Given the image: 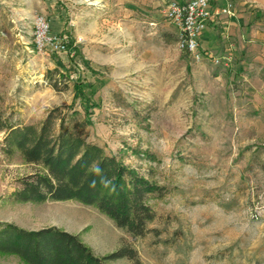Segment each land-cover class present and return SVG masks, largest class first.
<instances>
[{
  "label": "rangeland",
  "instance_id": "374dc122",
  "mask_svg": "<svg viewBox=\"0 0 264 264\" xmlns=\"http://www.w3.org/2000/svg\"><path fill=\"white\" fill-rule=\"evenodd\" d=\"M181 1L0 0L1 120L39 124L56 108L82 112L74 83L86 81L96 104L87 141L163 193L149 203V232L133 239L93 206L15 201L33 167L0 151V227H55L98 257L131 248L140 264H264V64L253 60L261 53L246 57L238 78L235 66L201 61L202 53L195 60L163 14ZM247 2L264 15V0ZM41 18L65 36L70 55L38 48ZM55 69L69 76L52 78L58 90L45 78ZM0 264L25 263L0 254Z\"/></svg>",
  "mask_w": 264,
  "mask_h": 264
},
{
  "label": "trees",
  "instance_id": "16d2710c",
  "mask_svg": "<svg viewBox=\"0 0 264 264\" xmlns=\"http://www.w3.org/2000/svg\"><path fill=\"white\" fill-rule=\"evenodd\" d=\"M82 61L88 66L87 61L83 58ZM54 76L69 80L68 74L56 69L48 71L45 78L54 90H58ZM74 85L73 102L77 96L81 97L82 112L72 106L56 108L39 124L7 125L0 118V132L5 133L1 153L18 154L25 164L33 167L31 173L19 180L12 198L21 203L74 200L93 206L133 239L142 238L155 219L149 203L162 198V189L104 148L87 141L86 128L92 125L91 111L96 104L85 89L93 85L78 78ZM0 254L17 256L25 264H107L121 258L140 264L131 248L124 246L98 257L78 236L55 227L26 231L1 225Z\"/></svg>",
  "mask_w": 264,
  "mask_h": 264
},
{
  "label": "crops",
  "instance_id": "0c3cea01",
  "mask_svg": "<svg viewBox=\"0 0 264 264\" xmlns=\"http://www.w3.org/2000/svg\"><path fill=\"white\" fill-rule=\"evenodd\" d=\"M199 51L203 55L201 61L213 63L214 59L224 58L228 61L225 67H237L234 75L241 77V69L247 65L246 57L261 53L254 57V66L264 64V15L247 0H234V15L209 21ZM233 61L239 62L233 64Z\"/></svg>",
  "mask_w": 264,
  "mask_h": 264
},
{
  "label": "built area",
  "instance_id": "2783aa9c",
  "mask_svg": "<svg viewBox=\"0 0 264 264\" xmlns=\"http://www.w3.org/2000/svg\"><path fill=\"white\" fill-rule=\"evenodd\" d=\"M163 14L178 29L181 48L199 60L201 40L209 21L234 15V4L232 0H185L169 3ZM36 37L40 50L47 48L53 53H68L65 36L51 35L43 18L38 20ZM213 64L227 66L228 61L218 58Z\"/></svg>",
  "mask_w": 264,
  "mask_h": 264
}]
</instances>
